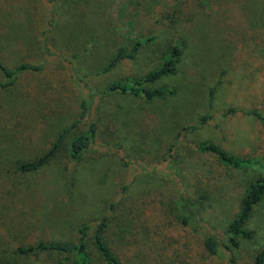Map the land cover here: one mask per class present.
<instances>
[{"label": "rangeland", "instance_id": "374dc122", "mask_svg": "<svg viewBox=\"0 0 264 264\" xmlns=\"http://www.w3.org/2000/svg\"><path fill=\"white\" fill-rule=\"evenodd\" d=\"M135 44L133 58L103 72ZM176 46L178 73L151 86L173 96L106 92L157 69ZM22 64L39 70L0 87V264H54L16 249L76 241L79 226L105 215V241L123 264H251L264 247V204L246 223L252 238L220 257L200 234L227 245L244 190L264 175V130L249 113L264 112V0H0V85L3 69ZM83 101L93 144L76 161L61 147L37 171H19L51 149ZM202 142L249 163L227 167L200 153ZM174 176L200 205V234L179 224ZM88 235L93 264H104Z\"/></svg>", "mask_w": 264, "mask_h": 264}, {"label": "trees", "instance_id": "16d2710c", "mask_svg": "<svg viewBox=\"0 0 264 264\" xmlns=\"http://www.w3.org/2000/svg\"><path fill=\"white\" fill-rule=\"evenodd\" d=\"M140 44H135L130 50L127 47H121L116 53L114 59L104 68L103 72L106 73L113 69L117 63L123 59H131L136 53ZM180 49L178 46L174 47L169 57L160 66L143 75L139 78H131L119 80L111 83L106 92L114 93H128L131 95H142L147 101L154 99L163 100L166 97L173 96L176 93L175 88H153L154 83L162 77L176 75L178 70L176 64L180 56ZM24 70H39V67L22 64L15 70L3 69L6 74V81L0 87L7 89L11 87L16 79V75ZM212 94V92H211ZM89 101V100H88ZM83 101L81 104V112L77 119L68 127L64 128L59 134L57 140L54 142L51 149L33 162L23 163L18 166V170L24 173L35 172L43 165H45L54 156V153L61 147L68 148L69 157L72 160H78L85 150H87L94 142L96 137V128L90 116V102ZM251 113L261 123L264 130V112L259 110H252ZM211 119V114L203 116L199 120V124L207 123ZM79 126L83 128L80 131ZM75 131V132H74ZM74 132V135L72 136ZM71 136V137H70ZM198 151L203 154L211 155L217 158L222 164L227 167L236 169L246 166L248 160L235 157L218 145L210 142H202L198 145ZM166 161V160H165ZM126 163L125 166H129ZM131 166L135 169L140 168L134 163ZM175 181V200L174 209L178 215V221L181 227L189 229L193 234H200L202 231V222L198 216V202H193L187 196V189L184 180H180L177 176L172 177ZM264 204V175L255 174L253 180L244 190L238 209L233 216L232 221L225 229L224 235L227 238V245L220 244L218 238L213 234L202 233V246L210 257H220L222 252L230 248L238 247L239 240H249L252 238V231L246 227V223L252 217L254 212H258ZM113 208V206H111ZM110 207V209H111ZM110 219L107 215L102 217L95 225L84 224L77 228L76 241H61V242H38L29 247H19L16 249L17 253L24 256H39L47 254V256H54V264H93L90 253L88 251L89 245V231L92 229L91 244L95 251L98 253L104 264H123L121 258L107 245L105 241V234L109 228ZM229 263L233 260L229 257ZM251 264H264V247L257 252L252 258Z\"/></svg>", "mask_w": 264, "mask_h": 264}]
</instances>
